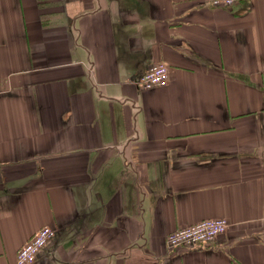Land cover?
I'll list each match as a JSON object with an SVG mask.
<instances>
[{
	"label": "crops",
	"instance_id": "crops-1",
	"mask_svg": "<svg viewBox=\"0 0 264 264\" xmlns=\"http://www.w3.org/2000/svg\"><path fill=\"white\" fill-rule=\"evenodd\" d=\"M45 225L31 264H264V0H0V264Z\"/></svg>",
	"mask_w": 264,
	"mask_h": 264
},
{
	"label": "built area",
	"instance_id": "built-area-1",
	"mask_svg": "<svg viewBox=\"0 0 264 264\" xmlns=\"http://www.w3.org/2000/svg\"><path fill=\"white\" fill-rule=\"evenodd\" d=\"M206 6L231 7L238 0H201ZM169 69L164 63L152 64L139 78L138 85L143 89L155 86H165L168 82ZM228 222L225 218L204 219L190 226L171 231L166 236L168 248L175 246L192 245L195 243H208L226 231ZM55 230L49 226L39 228L30 239L18 249L15 264L34 263L39 250L53 238Z\"/></svg>",
	"mask_w": 264,
	"mask_h": 264
}]
</instances>
